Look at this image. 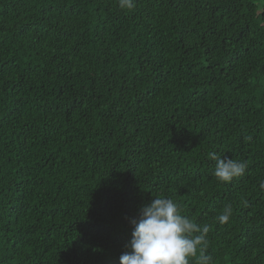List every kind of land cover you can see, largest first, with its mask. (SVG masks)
I'll use <instances>...</instances> for the list:
<instances>
[{
    "label": "trees",
    "instance_id": "1",
    "mask_svg": "<svg viewBox=\"0 0 264 264\" xmlns=\"http://www.w3.org/2000/svg\"><path fill=\"white\" fill-rule=\"evenodd\" d=\"M134 4L0 0V264H120L154 196L264 264V0Z\"/></svg>",
    "mask_w": 264,
    "mask_h": 264
},
{
    "label": "clouds",
    "instance_id": "2",
    "mask_svg": "<svg viewBox=\"0 0 264 264\" xmlns=\"http://www.w3.org/2000/svg\"><path fill=\"white\" fill-rule=\"evenodd\" d=\"M122 10L134 9V0H119ZM215 162L213 176L222 184L231 183L245 175L247 162L209 153ZM264 189V182L260 184ZM155 198L141 207V218L132 221L131 240L128 249L120 256V264H215L214 257L208 254L210 225H199L183 214L182 207L171 197ZM233 216V207L226 205L216 221L228 224Z\"/></svg>",
    "mask_w": 264,
    "mask_h": 264
}]
</instances>
